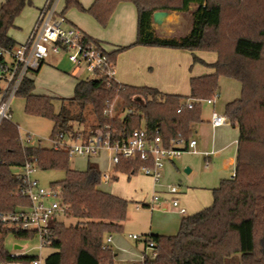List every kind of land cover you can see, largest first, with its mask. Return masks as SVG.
<instances>
[{"label":"trees","instance_id":"trees-1","mask_svg":"<svg viewBox=\"0 0 264 264\" xmlns=\"http://www.w3.org/2000/svg\"><path fill=\"white\" fill-rule=\"evenodd\" d=\"M33 0H5L0 5V44L6 48L18 43L9 35L16 18ZM120 2H132L137 10V37L129 45L109 51L116 65L120 52L134 45L185 49L193 63L201 62L213 69L190 78V95L167 93L148 85H132L103 76L79 79L71 97H62L55 111V97L34 92L35 82L24 79L18 95L26 99V112L49 118L53 135L62 131L70 136L77 132L94 134L111 130L112 137L127 138L134 129L145 128L150 138L160 136L170 147L179 134L188 142L193 126L203 120V100L217 98L221 76L242 85L239 97L225 105L224 112L239 128L235 175L223 178L213 189L211 205L183 217L174 235L146 234L147 245L154 242L155 257L145 255L141 264H264V0H95L84 7L80 0H66L55 13L64 23L77 27L65 17V11L78 6L92 14L103 26ZM190 14V31L182 36H160L153 25L155 11ZM80 29V28H79ZM81 30V29H80ZM82 32L86 42L100 41ZM214 51L217 59L207 62L196 51ZM121 98L123 116L109 113L115 97ZM188 99L192 108L178 112ZM93 115V128L77 130L75 121L84 112ZM144 123V126L142 125ZM77 131V132H76ZM64 148L34 146L24 143L12 120L0 124V212L13 211L28 203L18 195L23 180L15 168L36 160L38 169H62L64 178L52 182L68 206L65 216L76 224L58 221L49 245L54 251L46 264H115L112 246L103 248L106 237L123 230L130 200L99 188L101 171L89 165L85 170L69 166ZM150 161L122 158L116 170L135 175ZM32 237L34 231L0 222V261L29 262L32 254L14 255L5 245V236Z\"/></svg>","mask_w":264,"mask_h":264},{"label":"rangeland","instance_id":"rangeland-1","mask_svg":"<svg viewBox=\"0 0 264 264\" xmlns=\"http://www.w3.org/2000/svg\"><path fill=\"white\" fill-rule=\"evenodd\" d=\"M5 0H0L1 3ZM48 0H33L31 4H28L21 14L16 18L15 25L9 30V35L17 42L22 43L28 39V36L31 33L40 11L45 7ZM84 7L91 5L95 0H80ZM121 3V2H120ZM114 8L107 25H101L95 17L86 12L82 11L78 6L74 5L66 9L65 16L72 21L76 26L80 24L85 25L92 30L96 31L98 34L102 32H110L111 30L116 31L119 29L120 24H115L116 21L122 20L119 16V4ZM66 0L61 1V7L64 8ZM119 11V12H118ZM137 16V15H135ZM129 19V18H125ZM134 26L137 24V17L133 19ZM66 27H72L64 23ZM192 25V18L190 14L184 12L172 11L171 16L168 18V21L163 25H155V29L159 35L165 36H182L187 34ZM78 27V26H77ZM93 27V28H92ZM101 42V41H100ZM104 44V43H103ZM107 46L109 51H113L116 45L104 44ZM185 50V49H183ZM185 52V51H184ZM196 54L199 57H202L205 61H213L217 59V53L214 51H204L198 50ZM180 56H183L181 59L182 69H184L183 76L179 78L178 84L173 87L177 94L190 95V77L197 75L196 73L202 72H211L213 69L206 66L201 62L193 63L192 53L186 51L181 53ZM7 59L11 58L7 56ZM180 67V66H179ZM136 69H143V64L136 66ZM146 73H151L156 67L151 70L149 67H145ZM159 69H165L166 67H159ZM60 71L65 75L64 78L59 77L56 74V71ZM57 71V72H58ZM182 72V71H181ZM143 73V72H140ZM34 73H31L32 76ZM144 74V73H143ZM67 76V77H66ZM92 77L83 66H78L72 63L67 53H60L52 55L48 61L42 66L38 73L34 74L36 81L35 92L37 94L50 95L55 97V111H59L61 106L62 97H71L74 94L75 82L78 79H85ZM242 91V85L239 81L227 77L221 76L219 79V91L217 95V101L215 110L218 112H224L225 105L227 102L240 96ZM26 99L23 95H16L11 101V120L17 125L20 138L25 140L27 135L30 134L33 136V141L29 145L34 146H43V147H52L53 146V122L49 118L33 115L26 112ZM121 98L116 96L110 107V115L112 117H117L118 113L120 117L123 116V112H120ZM213 108L207 105L206 102H203V111L202 118L207 119L211 116ZM94 119L91 112L86 111L81 117V120L75 121L74 126L77 130H83L93 128ZM144 126V123L142 124ZM231 131L235 132L232 127H228ZM213 128L209 125L204 126L203 131L199 134H195L198 140L204 144H210V138L212 139ZM228 141H231L229 138ZM68 142H71L69 139ZM208 144V145H209ZM231 150L235 146L230 147ZM229 148V150H230ZM211 150V149H210ZM213 157V156H212ZM206 158L203 152L200 151H185L179 159L176 160V165L168 166L166 165L162 169V178L159 182L155 183L153 179L142 172L138 174L131 175L129 178L125 174H117L119 179H112L110 182L101 181L99 188L111 192L117 195H120L124 198L130 200L127 218L124 221L123 230L121 232L112 233L111 236L113 239V249L116 250V247H119V244L122 246V252H119L120 257L124 259H130L135 257V260H140L143 258L144 253L151 255V248L147 247L146 249L142 248L143 245L140 244L139 248L136 247L134 240L129 239L128 235L131 234H142L144 231H149L148 228L153 224L154 229L159 228L163 231L168 232V235H174L179 231L181 217L182 215H190L194 212L188 208L186 214H181L177 208L169 207L164 208L162 204L155 203V207L144 206L143 203L151 202L153 196V190L157 189H166L169 185H181L184 188L196 187L200 185H205L207 187H213L220 184V168L222 163L218 164V161L214 160L211 166L207 167ZM89 165L95 166L101 172L107 169L106 162L104 159L100 158H87L81 156H73L69 158V166L77 170H85ZM190 168V172L186 171V168ZM235 169V167H234ZM113 173H115L113 171ZM226 175V174H225ZM230 174H227L228 177ZM65 172L62 169H38L33 177L38 180L40 185L44 187H50L52 182L64 178ZM180 186V187H181ZM170 202V201H169ZM59 219L67 225H73L77 223L75 218L69 217L68 215H60ZM171 222L175 223V228H171ZM107 236V237H108ZM106 237V238H107ZM5 245L6 248L10 251H17L15 245L23 246L25 252L38 256L40 264H46L45 258L52 253L55 249L53 246L47 244L40 247V239L38 235L32 237H18L13 232H9L5 236ZM112 246V244H111ZM124 264V263H122Z\"/></svg>","mask_w":264,"mask_h":264},{"label":"built area","instance_id":"built-area-1","mask_svg":"<svg viewBox=\"0 0 264 264\" xmlns=\"http://www.w3.org/2000/svg\"><path fill=\"white\" fill-rule=\"evenodd\" d=\"M58 2L59 0H48L25 42L18 43L11 48L0 44V124L5 119H11V101L18 94L24 79L30 78L31 73L38 71L51 54L67 53L72 63L83 66L92 76H103L108 80H116V65L104 44L86 42L83 40L79 28L66 27L62 18H55V13L58 12ZM7 56L11 59L8 60ZM203 102L212 104L214 98L205 99ZM186 107L192 108L193 101L188 99L181 104L178 112ZM210 124L216 128L231 124V121L225 113L214 110L211 114ZM112 134L113 131L109 129L91 135L78 131L76 136L57 131L53 136L52 147L66 149L70 158L73 156L96 157L106 150L110 153V162L114 167L122 158L129 159L140 156L142 160L151 162V164L143 165L140 172L150 176L155 183L161 180L162 169L166 163L176 160L185 151H197L195 149L197 140L190 139L185 142L181 134L173 140L170 147L164 146L160 136L150 138L145 128L134 129L127 138L114 139ZM33 139V136L28 134L23 142L30 144ZM69 139L71 142H68ZM37 170L35 159L15 168L16 174L23 180V186L18 195L26 198L28 203L19 205L10 212H0V222L23 230L34 231L38 235L40 247H42L50 244L54 227L60 221L59 216L65 215L68 206L63 203L58 190L40 185L38 180L33 177ZM112 179L113 170L101 173L103 182L107 183ZM165 192L169 197H163L159 192H154L148 206L153 208L155 203L163 205L170 201L171 205L177 208L180 213H187V209L181 205L178 197L179 185H169ZM132 236L133 238L141 237L137 234ZM111 242L112 237L108 236L103 248L111 246ZM147 247L152 250L150 256L155 257L157 252L154 242L150 241ZM14 255L19 256L20 254L16 252ZM145 255L147 254L144 253L142 261ZM0 264H40V260L35 258L29 262L0 261Z\"/></svg>","mask_w":264,"mask_h":264},{"label":"crops","instance_id":"crops-1","mask_svg":"<svg viewBox=\"0 0 264 264\" xmlns=\"http://www.w3.org/2000/svg\"><path fill=\"white\" fill-rule=\"evenodd\" d=\"M61 1L62 0H59L58 5H57V11L58 12H60L63 9L61 7ZM87 6L89 7V5H87ZM118 6L120 7L119 8L120 12L118 11L119 16H120V18H122V20L116 21L114 23V25L117 23L120 24L119 29H117L116 31L111 30L110 32H106V33L102 32V34L101 33L98 34L96 31H94L91 28H89L85 25H82L80 23L77 26L81 30H83L84 32L88 33L89 35H91L94 38L101 41V43L116 45L115 49H117L121 46H126L129 44H132L136 40V37H137V24L135 27L134 22H133V19L134 18L136 19V17H137V16H135V15H137L136 6L132 2H121ZM126 17L129 19H125ZM154 28H155V25H154ZM161 36L166 37L165 35H161ZM104 46L107 49V46L106 45H104ZM107 50L109 51V49H107ZM184 51L186 52L187 50L178 49V48H170V47H161V46L134 45V46H132L128 49H125L119 53V55L117 57V61H116V66H115L116 80L120 83H127V84H132V85H148V86L156 87L163 92L175 93L176 91L172 88L178 84L177 82L179 81L180 76L181 75L183 76V74H184V69L181 68L182 65L180 63L181 59H183L182 58L183 56H180V55H181V53H185ZM52 55H55V54H51L45 60L44 64L48 61V59ZM215 60L207 61V62H214ZM142 64H143V69H140V71H139V69H136V66H138V65L140 66ZM42 66H41V68H42ZM163 66L166 67V70L165 69H162V70L159 69V67H163ZM145 67H149L151 70H153V68L156 67V69H154L151 73H146L145 69H144ZM40 69L38 71H36L35 73H38L40 71ZM57 71H56V74L59 75V77H62V78L65 77L66 74H64L60 71H58V72ZM140 72H143L144 74L140 73ZM206 73H210V71L206 72ZM34 74L30 77L32 79H34V82H35L34 92H35L36 81L34 78ZM196 74L202 75L205 73L198 72ZM191 77H192V75H191ZM78 80L75 82V85L78 82ZM216 101H217V98L214 99V102L212 104L207 103V105H209L210 107L213 108L212 112L215 110ZM210 118H211V116H209L206 120L203 119L201 122L196 123L193 126V137H192V139L197 140V144L195 146V149L198 152L199 151L201 153L203 152V154L205 155V158H206V162H208L207 167L211 166V164L213 162V157H214V160L218 161V164L222 163V166L219 170L220 176H222V175L225 176V177H221L222 179L227 178L226 177L227 174H230L228 177L233 176V174H235L234 167L236 166V155H237V147H238L239 128L232 123L213 128L210 124ZM205 124L209 125L214 130L213 135H212V139L210 138V141H211L210 144H209V140H208L209 145L206 143L202 144L198 140L197 136H195V134H199L200 131L201 132L203 131ZM228 127H232V129L235 132L231 131ZM229 138L231 139V141H228ZM232 146H235V148L233 150H231V148H230ZM229 148H230V150H229ZM206 152L208 153L207 155H206ZM91 158L104 159V161L106 162V165H107V169H105L104 171L113 170L115 172V173H113V179H119V176L117 175L119 173L125 174L129 178L131 177V175L115 169L114 165L110 162V153L106 150H103L100 155H98L96 157H91ZM179 158H177V159H179ZM176 160H174L172 162H168V163H166V165H168V166L174 165L175 166ZM188 169H189V171H187V172H190V168H188ZM150 179H152V178L150 177ZM217 186L207 187L205 185H200V186L190 187V188H187V187L184 188L181 186L180 192L178 194V197L180 199V203L182 206H184L187 209V212H188V208H190L191 211L195 213V212L211 205V203L213 201V189ZM154 192H159L163 197H169V195L166 194L165 189L155 188L153 190V193ZM148 204H149V202L143 203L144 206H146ZM163 206H164V208L172 207V205L169 201H167L165 204H163ZM181 214H183V213H181ZM185 216H187V215H182L181 221H182L183 217H185ZM174 226H175V223L173 224L171 222L172 230H173V228H175ZM148 230L149 231H144V232H142V234H139V236H141L140 238H133L132 235H134V234H131V233L128 235V237H129V239H132L135 242H137L136 243L137 248L141 247L139 245L142 244L143 245L142 248L146 249L147 248V242L145 239L146 234H148V235L149 234H165V235H168V232L163 231V229H159V228L154 229L153 224L148 228ZM111 244H112V248H113V239H112ZM122 250L123 249H122L121 244H119V247H116V250H114V252H115V264H122V263H124V264H141L142 263V259L135 260L134 259L135 257L127 259V260L124 258H121L119 252H122ZM13 252H17L19 254H29V253L25 252V249H17V251H13Z\"/></svg>","mask_w":264,"mask_h":264},{"label":"water","instance_id":"water-1","mask_svg":"<svg viewBox=\"0 0 264 264\" xmlns=\"http://www.w3.org/2000/svg\"><path fill=\"white\" fill-rule=\"evenodd\" d=\"M172 11L158 10L155 11L152 15L153 25H163L168 21V18L171 16ZM161 36V35H160ZM186 171H189L187 168ZM15 249H23V246L15 245Z\"/></svg>","mask_w":264,"mask_h":264}]
</instances>
